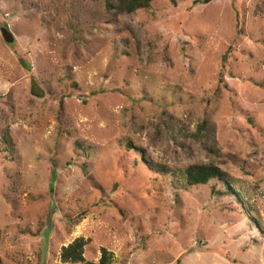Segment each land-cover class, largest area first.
<instances>
[{
    "label": "rangeland",
    "instance_id": "374dc122",
    "mask_svg": "<svg viewBox=\"0 0 264 264\" xmlns=\"http://www.w3.org/2000/svg\"><path fill=\"white\" fill-rule=\"evenodd\" d=\"M0 94V264H264V0H0Z\"/></svg>",
    "mask_w": 264,
    "mask_h": 264
},
{
    "label": "trees",
    "instance_id": "16d2710c",
    "mask_svg": "<svg viewBox=\"0 0 264 264\" xmlns=\"http://www.w3.org/2000/svg\"><path fill=\"white\" fill-rule=\"evenodd\" d=\"M153 0H105V9L108 12L115 14H127L132 15L140 10L149 11L152 10ZM227 61V55L224 56L223 62ZM77 86V84H74ZM3 98V95L0 94V99ZM171 126V137L173 140H176V137L180 131L183 130L182 126H178L177 129L173 126V123L170 122ZM175 125V124H174ZM210 127V121L204 120L200 123L190 136L196 140L201 139L202 137L207 136L208 128ZM1 139H4L8 145L13 146L14 144L11 141L10 136L6 132H0ZM127 148H134L132 143L128 141L126 143ZM150 162V158H148ZM151 165L155 167L158 171L169 172V170L162 165L156 164L151 161ZM183 179L185 183L189 186L196 185H207L212 181H217L223 185L224 189H217L216 184L213 185L214 192H217L219 195H236L240 200L247 198L244 191L239 188V184L235 178L226 172L219 165V160L215 158L214 160H209L206 163H193L188 165L183 170ZM88 243V239L84 237H78L71 243L66 246L61 247L60 259L63 263H80L85 262V264H111L112 263V253L109 252L105 247L101 249V256L98 261L86 260L85 258V246Z\"/></svg>",
    "mask_w": 264,
    "mask_h": 264
},
{
    "label": "water",
    "instance_id": "95a60500",
    "mask_svg": "<svg viewBox=\"0 0 264 264\" xmlns=\"http://www.w3.org/2000/svg\"><path fill=\"white\" fill-rule=\"evenodd\" d=\"M2 34H3L4 39L7 42H13L14 41V37H13L12 33L7 28H2Z\"/></svg>",
    "mask_w": 264,
    "mask_h": 264
}]
</instances>
